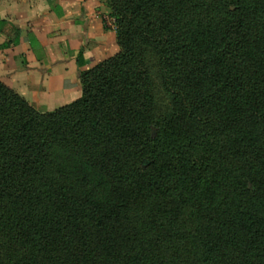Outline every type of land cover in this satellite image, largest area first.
<instances>
[{"label": "trees", "instance_id": "1", "mask_svg": "<svg viewBox=\"0 0 264 264\" xmlns=\"http://www.w3.org/2000/svg\"><path fill=\"white\" fill-rule=\"evenodd\" d=\"M106 5L80 98L0 81V264H264V0Z\"/></svg>", "mask_w": 264, "mask_h": 264}, {"label": "crops", "instance_id": "2", "mask_svg": "<svg viewBox=\"0 0 264 264\" xmlns=\"http://www.w3.org/2000/svg\"><path fill=\"white\" fill-rule=\"evenodd\" d=\"M107 12L106 0H0V81L40 112L80 98V72L117 52Z\"/></svg>", "mask_w": 264, "mask_h": 264}, {"label": "rangeland", "instance_id": "3", "mask_svg": "<svg viewBox=\"0 0 264 264\" xmlns=\"http://www.w3.org/2000/svg\"><path fill=\"white\" fill-rule=\"evenodd\" d=\"M105 17H106V19H105V25H106V27L113 28L115 30V32H116V30H117V21H116V19L114 17L111 16V12H110L109 7H108V12L105 14ZM116 37H117V35H116ZM119 51H120V48H119L118 42H117V52L114 55H116ZM82 71L80 72V76H81ZM80 76H79V78H80ZM160 96H161V98L164 99V103L167 104L168 103V99H167L166 95H164L162 93Z\"/></svg>", "mask_w": 264, "mask_h": 264}]
</instances>
